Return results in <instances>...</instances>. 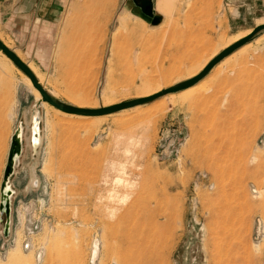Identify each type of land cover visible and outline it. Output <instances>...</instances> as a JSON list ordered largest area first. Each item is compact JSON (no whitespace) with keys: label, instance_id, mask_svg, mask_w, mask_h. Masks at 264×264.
Wrapping results in <instances>:
<instances>
[{"label":"rangeland","instance_id":"1","mask_svg":"<svg viewBox=\"0 0 264 264\" xmlns=\"http://www.w3.org/2000/svg\"><path fill=\"white\" fill-rule=\"evenodd\" d=\"M102 1L62 0L46 63L32 66L64 103L102 108L170 88L264 24V0H152L158 25L144 0ZM250 42L191 100L180 92L99 119L40 104L0 54V185L23 129L0 264H264V31Z\"/></svg>","mask_w":264,"mask_h":264},{"label":"crops","instance_id":"2","mask_svg":"<svg viewBox=\"0 0 264 264\" xmlns=\"http://www.w3.org/2000/svg\"><path fill=\"white\" fill-rule=\"evenodd\" d=\"M61 8L62 0H0V40L31 70H41Z\"/></svg>","mask_w":264,"mask_h":264},{"label":"water","instance_id":"3","mask_svg":"<svg viewBox=\"0 0 264 264\" xmlns=\"http://www.w3.org/2000/svg\"><path fill=\"white\" fill-rule=\"evenodd\" d=\"M136 6H138L144 16L150 18L152 20V25H158L160 22V18L154 15L153 12V4L152 0H144L141 1L140 4L135 2ZM264 31V24L260 26H255L251 32L241 40L235 42L231 46L222 50L217 56H215L203 69L202 71L192 79L183 81L181 83L176 84L170 88L159 91L158 93L148 96L145 98H140L128 102H124L121 104L102 107L98 109H81L69 106L64 104L57 99H55L52 95L46 91V89L39 83L38 79L34 75V73L29 69L28 65H26L22 60L12 51L10 50L1 40H0V52L22 73L24 74L29 81L31 82L33 88L39 93L41 97V103H46L54 109L67 114V115H75L82 117H104L114 113L121 112L126 109H131L137 106L145 105L156 101L160 98H163L167 95H173L180 93L186 89H189L200 82L203 78H205L212 69H214L223 59L230 56L236 50L241 48L242 46L248 44L252 41L258 34ZM15 152V141L11 140L10 147L8 150L7 161L8 165L5 167L3 172L4 181L9 178V164L11 159L13 158ZM6 216V223L3 228V235L6 237L9 233V219H10V209L1 213V215Z\"/></svg>","mask_w":264,"mask_h":264},{"label":"bare ground","instance_id":"4","mask_svg":"<svg viewBox=\"0 0 264 264\" xmlns=\"http://www.w3.org/2000/svg\"><path fill=\"white\" fill-rule=\"evenodd\" d=\"M104 1V0H103ZM102 1V2H103ZM97 2V1H96ZM98 3V2H97ZM103 4V3H102ZM101 5V4H100ZM104 7H107V5H104ZM124 18V17H123ZM119 20V19H118ZM70 23V22H69ZM120 23L121 25H125L126 22L124 19H121L120 20ZM68 25V24H67ZM120 25V26H121ZM262 25V24H261ZM260 26V25H258ZM125 28V27H123ZM126 29V28H125ZM251 31H247V32H244V33H240V34H237L231 38H229L226 42H224V44L222 45V50L226 49L227 47L231 46L232 44H234L235 42L241 40L242 38L246 37ZM129 34V33H128ZM64 37V36H63ZM116 40V39H115ZM223 40V39H222ZM260 40V39H258ZM254 42V41H253ZM259 41L255 42L256 45ZM62 43V42H61ZM60 44V43H59ZM6 45V44H5ZM255 45V44H254ZM252 42H249L248 44L242 46L241 48H239L238 50H236L234 53H232L230 56L226 57L225 59H223L217 66H220L221 64H224L225 62H227L230 58L234 57L235 55L239 54V55H243V54H248L249 51L252 50ZM218 50V48H217ZM0 54L2 55V57L5 59L6 62L10 63L11 62L0 52ZM219 54V53H218ZM218 54H216V52L214 51L213 53H211L210 56H208V58L200 65V66H196V68L192 71V73L188 74V76L186 77V79H184L185 81L186 80H189V79H192L194 78L195 76H197L201 71L202 69L215 57L217 56ZM23 62V61H22ZM25 63V62H24ZM26 64V63H25ZM27 65V64H26ZM216 66V67H217ZM28 67H31V66H28ZM215 67V68H216ZM31 70V68H29ZM34 71V69H32ZM31 70V71H32ZM19 71V70H18ZM34 75L36 76V78H38V75L35 74V71H34ZM23 78H24V83H25V86L32 92V94L35 95V97L38 99V100H41V97L39 95V93L33 88L31 82L29 81V79L23 74ZM38 81L39 83L43 86L42 82L40 81V79L38 78ZM202 81V80H201ZM200 82H198L196 85H194L193 87L189 88V89H186L184 91H182L178 96V101L180 102H185L187 100H189L190 98H192L193 96H197L199 91L200 90ZM202 85V84H201ZM200 86V87H199ZM45 88V86H43ZM46 89V88H45ZM161 90H164V89H160L159 87H155V88H150V89H146L144 91H141V92H136L135 93V97L132 98L131 100H127V101H123V102H119V103H112V104H109V102H111L110 100H108L109 102H107L108 105L106 106H103V107H108V106H113V105H117V104H121V103H124V102H128V101H132V100H136V99H140V98H145V97H148V96H152L156 93H158L159 91ZM48 93L50 95H52L55 99H57L55 97V94H53L51 91L47 90ZM201 91V90H200ZM198 92V93H197ZM197 93V95H195ZM169 96V95H167ZM165 96V97H167ZM170 96H173V95H170ZM164 98V97H163ZM58 100V99H57ZM70 100H73V101H70L68 103H64L60 100V102L64 103V104H67L69 106H72V107H75V108H81V109H96L95 107H93L92 104L94 103H91V102H88L87 103H84V101H81V102H78L80 101V99L78 100L77 98L74 100V99H70ZM78 100V101H76ZM82 100V99H81ZM191 100V99H190ZM175 101V100H174ZM173 101V102H174ZM86 102V101H85ZM91 103V104H89ZM40 104H42L40 102ZM106 103H104L105 105ZM45 105H47L48 107H51L49 106L48 104L45 103ZM96 105V104H94ZM52 109H54L53 107H51ZM51 109V110H52ZM98 109V108H97ZM48 110V108H47ZM57 113L59 114H62L64 116H75V115H67V114H64L56 109H54ZM54 112V111H53ZM79 117H82V116H79ZM87 118H93V119H99L101 117H87ZM47 120V119H46ZM65 123V121H64ZM68 123V122H67ZM60 124V123H59ZM58 124V125H59ZM93 124V123H92ZM91 125V123H90ZM51 126V125H50ZM67 127V126H66ZM71 127V126H70ZM84 127V126H83ZM61 131V129H60ZM22 138H23V129H22V126H18L16 127L13 135L11 136V139H10V142L11 140H14L15 141V152H14V155H13V158L11 159V162L9 164V178H7V180L4 181V179L2 178V182H1V185H0V215L1 213H3L4 211H7L8 209L11 210V200H12V197H13V189L11 188L10 186V179L11 177L14 175V172H15V168L17 166V163L19 162L20 160V157L22 155ZM40 140H41V134H40V117L38 114H35V115H32L31 117V120H30V129H29V144L31 146L32 149H36L38 146H39V143H40ZM10 145V144H9ZM8 156V154H7ZM8 165V161H6V165L5 167ZM118 180V179H117ZM96 247L97 245L94 244V248H93V253H92V261H94L95 257H96ZM10 259L13 261L15 259V256L14 254L11 253L10 255ZM40 259V256H38V259ZM16 261V260H15Z\"/></svg>","mask_w":264,"mask_h":264},{"label":"built area","instance_id":"5","mask_svg":"<svg viewBox=\"0 0 264 264\" xmlns=\"http://www.w3.org/2000/svg\"><path fill=\"white\" fill-rule=\"evenodd\" d=\"M36 229H37V226H30V227H29V234H30V235L33 234V233L35 232ZM24 247L27 249V248L32 247V245L26 242L25 245H24ZM38 255H39V254H38ZM37 258H38V256H37Z\"/></svg>","mask_w":264,"mask_h":264}]
</instances>
